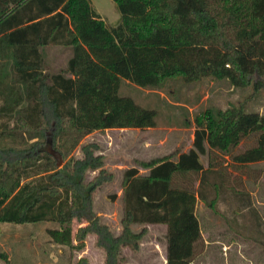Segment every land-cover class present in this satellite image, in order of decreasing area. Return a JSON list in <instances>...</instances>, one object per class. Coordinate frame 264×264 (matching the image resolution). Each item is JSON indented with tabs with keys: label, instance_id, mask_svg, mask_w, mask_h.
<instances>
[{
	"label": "trees",
	"instance_id": "1",
	"mask_svg": "<svg viewBox=\"0 0 264 264\" xmlns=\"http://www.w3.org/2000/svg\"><path fill=\"white\" fill-rule=\"evenodd\" d=\"M114 1L121 19L109 25L91 0H0V56L11 58L13 72L6 88L0 73V221L53 220L58 227L47 229L51 238L72 245L74 237L75 248L93 233L104 264H120L124 246L138 248L145 228L135 231L131 224L161 222L165 264H190L201 241L196 198L216 206L194 179L179 185L174 176L202 172L203 182L207 170L199 155L205 145L227 151L249 134L254 143L232 158L264 159V113L248 111L245 102L205 110L196 115L190 148L126 167L117 234L92 209L93 191L113 178L100 143H82L81 156L70 152L94 130L155 124L154 108L118 93L122 79L158 87L169 76H210L258 85L264 76V0ZM49 45L70 50L56 70L44 63ZM52 125V146L66 157L62 165L43 148ZM89 170L96 173L87 180ZM73 219L85 224L72 237ZM0 259L7 253L0 251ZM75 264L88 263L80 257Z\"/></svg>",
	"mask_w": 264,
	"mask_h": 264
},
{
	"label": "rangeland",
	"instance_id": "2",
	"mask_svg": "<svg viewBox=\"0 0 264 264\" xmlns=\"http://www.w3.org/2000/svg\"><path fill=\"white\" fill-rule=\"evenodd\" d=\"M91 3L108 24L115 25L120 21V12L114 0H91ZM69 54L70 50L66 47H46L43 55L47 70L63 66ZM11 61L8 55L0 56V63L4 65L0 73L5 88L12 79ZM257 80L256 86H235L227 79L205 76L198 81H186L176 75L165 78L158 87H149L122 79L118 93L131 96L141 106L154 108L155 124L95 130L85 135L70 152L71 155L81 156L82 143L90 140L100 143L104 166L113 173L111 181L103 183L92 193V209L101 222H109V225L106 224L114 234L120 232L124 169L136 160H149L190 148L197 127L196 115L201 116L208 109H225L240 102H245L248 111L264 113V76ZM23 103L24 100L21 105ZM52 130L53 125L47 126L43 148L54 155L57 150L52 146ZM253 143L254 136L249 134L227 151L209 148L206 144V152L199 155L207 170L204 181L200 179L202 172L174 176V183L179 185L181 181L189 183L194 179V186L201 189L207 200L213 199L216 206L215 211L206 200L196 198L195 214L201 241L190 264H264V159L240 163L232 158V154ZM58 153L62 165L66 157ZM95 173L96 170L87 171V180ZM200 182L202 185L197 187ZM117 194H120L119 197ZM83 224L85 221L73 219L72 237L77 227ZM142 226L145 229L138 248L122 247L120 264L166 262V224H131L135 231ZM50 227H58V223L53 220L24 223L0 221V251L7 253V259H0V264H75L80 257H84L88 264H104L105 252L95 244V234L86 235V247L75 248L74 237L72 245L54 241L47 231Z\"/></svg>",
	"mask_w": 264,
	"mask_h": 264
},
{
	"label": "crops",
	"instance_id": "3",
	"mask_svg": "<svg viewBox=\"0 0 264 264\" xmlns=\"http://www.w3.org/2000/svg\"><path fill=\"white\" fill-rule=\"evenodd\" d=\"M97 11V10H96ZM99 14H100V16L103 18V16H102V14L99 12V11H97ZM104 19V18H103ZM107 23V22H106ZM108 24V23H107ZM110 25V24H109ZM12 123V122H11ZM106 129H111V128H106ZM105 130V129H104ZM95 131V130H94ZM93 132V131H92ZM91 133V132H90ZM89 134V133H88ZM185 151V150H184ZM118 196L117 197H119V195L120 194H117ZM4 222H8V221H4ZM108 225H109V222H106ZM117 233H118V231H117ZM84 247H86V246H84ZM83 247V248H84ZM82 252H84V250L82 251ZM165 259H166V252H165ZM166 261V260H165ZM166 263V262H165ZM164 263V264H165Z\"/></svg>",
	"mask_w": 264,
	"mask_h": 264
},
{
	"label": "water",
	"instance_id": "4",
	"mask_svg": "<svg viewBox=\"0 0 264 264\" xmlns=\"http://www.w3.org/2000/svg\"><path fill=\"white\" fill-rule=\"evenodd\" d=\"M54 155H55V157H56V164H57V165H60V164H61V160H60V156H59L58 151H55V152H54Z\"/></svg>",
	"mask_w": 264,
	"mask_h": 264
}]
</instances>
